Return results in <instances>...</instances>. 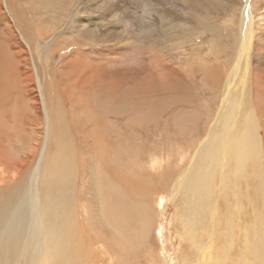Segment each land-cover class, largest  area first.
Wrapping results in <instances>:
<instances>
[{"label":"rangeland","instance_id":"1","mask_svg":"<svg viewBox=\"0 0 264 264\" xmlns=\"http://www.w3.org/2000/svg\"><path fill=\"white\" fill-rule=\"evenodd\" d=\"M62 1L72 12V14H68L66 17L63 16L66 9L65 5L62 6V9L64 7L63 12H60L62 9L56 7L51 8L49 5L44 4L42 0H0V77H4L5 72H7L8 74L5 76L4 81L8 82L9 93H13L12 97L17 93L19 98H21L16 81L19 79V82L21 81L25 85L27 75L20 73L13 74L10 71L9 73L8 70L11 67L15 69V65L16 68L18 67L17 71L20 72L26 66L29 68V71L31 69L35 81L38 78L39 82L35 87H27V84L25 86V97L21 98V100L25 102L26 98H28L27 100L29 102L32 101L30 105L28 103L29 109L34 103H39L40 108H42V101L45 100L44 111L47 113L48 103L57 102L58 94L55 96L56 98L51 95L55 93L52 86L58 87L63 92V100L67 104L71 103L75 96L79 98L81 95L85 97L86 101L89 100L86 102V105L89 104L92 106L93 102H95L94 110L96 111L94 113L96 114V119L93 123L87 122L86 115L78 117L77 114H64L63 123H70L61 129L62 136L60 139L69 143L68 138L70 136L67 135L69 134L70 125L75 122L80 126L77 127L80 133L91 138L94 144L93 149L96 147L105 153L109 150L111 152L120 150L122 147L127 154L133 156L134 163L138 161L142 163L140 164L139 175L145 180L142 190L154 192L155 194L148 198V205L150 207L147 206V209H149V214L147 212V220L149 222L147 230L144 232V238H141V244L137 247L139 256L131 258V253L121 248L119 252L122 258L125 261L131 262H128V264H213V261L214 263L219 261L222 253H224L225 247L222 248V246L223 243L226 246L225 241L223 239H216V245L212 251L213 257L205 255L203 258V255L206 254L203 249L206 234H201L202 232L198 227L204 226L205 224L206 228H210L209 221H206L202 217V211L190 206L192 194H189L187 187L184 185L180 187L175 182V178L179 174V170L189 162L190 158L196 157L195 151L198 148V143L206 134L212 122H215L218 115L217 112L220 111L219 106L222 102L224 103L221 114L222 112L224 114L222 118L219 116L220 118L217 120L219 130L221 129L222 123L228 118L226 114L230 109L232 111L235 108V105L233 109L230 108L232 104L239 103L237 110L239 114L251 112L254 127H256L254 133L257 136L259 150L261 151L260 168L262 172L261 176L258 175L256 177L257 175L255 173V175L253 174L246 181L241 182L243 186L241 188H244L243 190L241 189L242 192L245 193V191H248V194L253 197L254 204L251 207L246 202L247 199L244 198L246 200L243 199L242 206L245 208L249 206V209L247 207L246 210L245 208H242V210L238 209V211L235 209H233L234 211L232 210L231 215L237 211L238 213L236 212L234 216L238 215L237 217L240 219L235 222L237 225L235 233L238 235V238H235L236 240L233 241V244L231 243V248L226 246L230 250V257L224 260V263L231 264L233 254L236 253L237 256L239 255L238 251L245 245V240L250 241L253 248L255 247V252L260 249L258 252L262 254L264 251V237L258 235L256 239L251 237L245 238L244 234H249L251 228H247V226L250 227V223L255 227L254 222H259L256 214L264 215V0H208L209 6L206 7V11L200 10L202 9L201 7L195 8L198 0L189 3L181 0ZM230 3L235 4V8L237 9L246 5L250 9L254 39L247 59L248 66L246 72L243 70V63L246 62V59L243 58L240 63V72L234 78L235 82L231 85V91L229 89L231 93H226L228 98L222 101L223 95H225L226 75L229 74L232 65L235 63L234 59L236 54V33L234 32V28L236 27L238 14H232L231 9H227V7H230ZM199 13L202 16L209 13L208 21L212 22L216 27L215 29H217V32L213 33L214 36H211L207 26L204 27V31H201L202 33L199 31L194 34L189 33L192 26L196 25V14ZM231 14L232 17H230ZM72 17L82 20L81 24L78 25L75 20L73 22L74 25H72ZM175 22L179 24L172 32L168 33L171 25ZM82 23L85 27L82 26ZM69 25H72L75 30H66L65 27ZM86 28H95L96 31L90 32ZM144 35H147V42L145 37H143ZM211 37L215 38L212 39ZM150 43H153L155 46H151ZM81 44H83V47H80ZM73 50L74 52H80L79 55H75V59L68 55ZM153 53L160 56L161 62L164 61L167 64H161L160 62L162 67L158 66L156 68L154 65L158 62L156 61L154 63ZM17 60L19 61L18 65ZM88 63L92 64V67H89L90 65H87ZM79 64L86 65L87 70L100 66L97 69L102 68V70H105L106 81L111 83L117 79L125 91H127L124 102L127 106H130L122 107L120 109L122 111L119 110V112L115 113L114 119L116 120L113 119L110 125L106 124L108 115L100 113L102 108L98 106L101 99H104L100 95L102 89L93 86L92 81L85 77L84 84L87 88H83V92L79 94V90L81 89H77V87L81 74L79 76L76 75V69H81ZM53 69L57 71L54 72ZM214 74H216V78L219 77L213 79ZM156 75L159 76L158 79H156ZM182 75L183 78H181ZM168 76L169 78H167ZM177 76L181 80L177 79ZM212 79L214 80V82L212 81L213 83H211ZM175 80L179 82L178 85L174 84L177 83ZM162 82L165 83L163 84ZM2 83L3 81L1 85ZM69 84L75 85L76 87L74 88L75 91L70 89V94H67L66 90L70 88L68 86ZM45 85L46 87H44ZM99 85L103 87L106 84L99 83ZM175 85L178 87H175ZM181 87L185 90L182 91ZM164 88L167 91H164ZM150 89L154 90V93L151 95L148 91ZM161 91L165 94L163 92L161 93ZM136 92L142 96L145 93L146 96L149 95L148 97L151 96L152 99L154 95L153 100L151 99L150 102L149 99L145 101L149 104L155 101V93L156 97L159 95L157 97L158 99L161 97L159 101L162 100V102L158 101L156 103V113H153L154 116L149 117V121H136V115H139L135 113V105L137 101L136 106H139L145 100L143 98V101L141 100L140 103V99L132 95ZM36 96L37 99L34 101V97ZM7 100L9 101L10 98ZM13 102L14 99L6 106L10 108ZM148 103L145 104L149 105ZM77 104L82 105V102L77 100ZM21 106L20 102H18L16 105V109L19 108L17 111L20 110L18 113H27L28 110H21L24 109L20 108ZM91 106L89 107L91 108ZM81 107L83 108V106ZM54 109L56 110L55 106ZM30 111L29 113L31 114L29 115L28 113L29 117L26 119L27 123L24 128L22 126L23 123L20 126V123L17 124L18 126L15 125L17 126L16 129L11 128V125L6 127L9 130H5L6 128L0 125V145H2L0 146V152L5 153L3 156L0 155V158H4L9 163L13 161L17 162L24 155L32 154V144L36 147L33 153H37L30 162L31 165L29 163L27 166L26 169L28 170L15 177L16 179H13L12 182L8 181L4 183L0 178V198L14 195L16 200L19 197L16 186L19 183L26 182L31 173L37 171V174L38 172L41 174L46 165L45 157H53V154L47 150L49 148L48 139H50V133L54 132L52 130L54 127L52 124H49L50 120L47 121V115L43 111L39 124L30 123L37 118V113L33 112L32 109ZM242 116L246 119L247 114ZM243 121L241 119L237 123L238 127L236 128L234 126L232 128V132L235 131L234 134L236 132L239 133L238 130L251 126L250 122ZM63 123L59 122V125H64ZM92 124L98 125V132L94 131ZM149 128L150 130L148 131ZM109 129H118L122 133L120 137L123 140V144L120 148L117 147L119 137L113 136L112 132L109 133ZM39 132L42 133L40 134ZM135 132L138 133L137 136ZM139 132L145 134V136L142 134L139 136ZM46 134L49 135L48 138ZM22 138H24V142ZM43 140L45 145L41 154ZM81 142L82 140L76 144L78 148L76 155H97L95 152L90 153L91 150H88L90 147H85ZM153 149L160 151L158 155H160L159 157H163V160L160 161L161 165H168L162 171V173L168 174L167 177H154L160 169H157V167L151 169L149 166L150 159L148 158V154ZM8 154L9 157L7 156ZM119 154L116 153L115 156L118 157ZM40 157H42L41 160L39 159ZM55 161L57 164L62 162V157H55ZM93 161L91 160L90 162L93 163ZM113 162L115 160L110 159V162L105 164L106 169L116 164V162L115 164ZM204 162L206 161L201 160L203 166H205ZM78 165L77 175L73 171L71 179L70 177L64 179V176H49L48 179L52 182H61L58 188L52 193L56 194V198L60 200L62 194L70 203V208L66 210L70 212V216L76 200L79 202L80 208L76 211L79 214L78 223L83 231L85 229L91 235L88 241L91 243L92 232L97 231L102 233V230L108 234L107 230L96 225V220L104 221V217H100V215H103V211L100 210H103V202L107 195L105 193L107 192L104 190V177L99 175V167L94 169L95 172L93 170L91 175L88 170L89 162L81 160L78 161ZM91 166L95 168L94 165ZM116 166L124 169V172H131V170H127V168L131 167L127 162H124L123 165L116 164ZM134 170L139 173L138 168ZM151 170L158 172H154L150 176L152 173L150 172ZM4 171L2 172L0 170L1 176L4 173L3 175H6L5 178H12L10 173L7 172V169L4 168ZM143 171H146L144 174L152 179L143 176L141 174ZM72 180L74 195L70 191ZM184 180L186 179L181 180L179 178V183L182 184ZM214 180L217 185L219 182L218 174L215 175ZM231 189L229 193L227 192V197L228 195L230 197L227 198L228 200L233 198V190ZM176 190L181 191L176 193ZM216 190L213 191V196L220 193ZM40 195H42V191H40ZM154 196H158L160 202ZM219 196L220 199L218 198L217 200V207L222 201V194H219ZM131 198L136 200L138 195L132 193ZM152 198L154 199L152 200ZM187 206H190V208ZM237 207L239 208V206ZM74 210H76V207H74ZM243 210H245V213ZM252 211L255 216L252 215ZM241 212L244 218L240 214ZM224 214L225 216L228 214L226 210H224ZM232 218L234 219V217ZM184 219H188L191 224L195 237L193 243L196 247L186 243L183 230ZM74 220L75 222L77 221L76 217ZM258 227L257 224L255 229ZM222 229L223 221L220 224V230ZM228 232V227L222 231L224 239ZM198 238L201 239V242L196 241ZM241 239L243 240L241 241ZM92 244L94 248H98L97 240L92 242ZM247 249L250 248L247 246L245 251ZM113 252L112 257L114 256L115 258L116 254H113ZM256 256L258 257V255ZM254 258V255H252V259L245 257L243 264L252 260L258 264H263L262 260L258 261V259ZM119 263L121 262L119 261Z\"/></svg>","mask_w":264,"mask_h":264},{"label":"bare ground","instance_id":"2","mask_svg":"<svg viewBox=\"0 0 264 264\" xmlns=\"http://www.w3.org/2000/svg\"><path fill=\"white\" fill-rule=\"evenodd\" d=\"M42 1L44 4L49 5L51 8L56 7L58 9H62V6L64 5L66 6V4H64L62 0H42ZM181 1L185 3H189L194 0H181ZM207 6H209L208 0H198L197 3L195 4L196 9L198 7H201L202 9L200 10H204V11H206ZM229 6L230 7H227V9H231L232 14L233 13L238 14L236 27L234 28L235 30L234 32L236 33V39H235L236 54H235V59H234L235 63L234 64L232 63L233 64L232 68L229 74L226 75L227 77L225 80V89H224L225 95H223L222 101L227 100L228 98V95L226 93L231 91L230 89L231 85H233L232 83L235 82L234 78L240 72V69H239L240 63L243 58L246 59V62L243 63L244 64L243 70L244 72H246L247 66H248L247 59L249 57L248 55H249L251 45L254 39L253 29H252L253 25H252V20H251V11L249 8H247V5L246 6L242 5L243 7L238 8V9L235 8V4L233 3H230ZM63 10H64V7L60 12H63ZM68 14L70 15L72 14V12L66 6L63 16L66 17ZM232 14L230 17H232ZM208 16H209V13L207 15L205 14V16H202L200 13L196 14V25L192 26L191 30H189V33L194 34L195 32H198V31L202 33L201 31H204V27L207 26V29L210 31L211 36H214L213 33L217 32V29H215L216 27L213 25L212 22L208 21ZM72 18H73L72 25H74L73 22L75 20L78 25L81 24L82 20L75 19L74 17ZM178 24L179 23H176V22L173 23L170 29L168 30V33L172 32L177 27ZM72 25L65 27V29L69 31H74L75 29L73 28ZM82 26H84L83 23H82ZM86 29L89 30L90 32L96 31L95 28H86ZM143 37H145L146 42H147L148 41L147 35H144ZM150 45L155 46L153 43H150ZM80 47H83V44H81ZM79 54L80 52H77V51L74 52V50L68 53V55L72 56L73 59L76 58L75 55H79ZM153 60H154V63L156 61L158 62L154 65L156 68H158V66L162 67L161 64L165 63L164 61L161 62L160 56H158L157 54L156 55L154 54ZM18 63L19 61L17 60V65ZM79 65L81 69L79 68L78 70L76 69V75L79 76V74H81L79 78V82H78V87H77V89L78 88L81 89L79 90L80 91L79 94L83 92V88H87V86H85L84 84L85 77L89 79L90 81H92L93 86H96L97 88L102 89V91L100 92V95L103 96L105 100L101 99L98 106H101L102 108V110H100V113L108 115L106 119V124L110 125L112 120L115 118V113L119 112V110L122 109V107L127 106L126 103L124 102L125 94L127 93V91H125V89L122 87L121 83L117 79L112 81L111 83L109 81H106L105 70H102V68L97 69V67H100V66H97L91 70H87L86 65L85 66L82 64H79ZM87 65H90L89 67H92L91 66L92 64L88 63ZM17 68L15 65V69L14 67H11L9 68L8 72L10 71L13 74L20 73V74L27 75V81L25 85L21 83V81L19 82V79H17L16 81L17 83L15 82L18 85V90L20 92L21 98H23L25 97L24 89L26 88L25 87L26 84H27V87H35L36 84L38 85L39 80L37 78V81H35V77H33L31 69L29 71V68L27 66L25 67L24 70H22V68L19 67L22 70L21 72L17 71L18 70ZM99 69H101V71H99ZM56 71L57 70H54V72ZM51 72L53 71L51 70ZM92 73H94L93 76H92ZM7 74L8 73L5 72V76ZM5 76L0 77V87H1L0 88V125L5 128L11 125V128L16 129L18 126L17 124L20 123L19 124L20 126L23 123L22 126L24 128L27 123L26 119L29 117L28 113L31 112L30 109H32L33 112L37 113V118L34 119L30 123L39 124L41 122V118L43 115L42 111L44 114L46 113L44 111L45 100L42 99L43 100L41 104L42 108H40L39 103H34L33 105L30 106V109H29V105L32 101L29 102V100H27L28 98H26L25 102L22 101L21 98H19V95L17 93L15 94V96L12 97L13 93L11 94L8 91L9 89L8 82L4 81ZM158 77L159 76L156 75V79H158ZM167 78H169V76ZM181 78H183V75ZM181 78L178 77L177 79L181 80ZM214 78H216V74H214L213 79ZM213 79L211 80V83L214 82ZM2 81L3 83L1 85ZM99 83L106 84V85L102 87L99 85ZM163 84L162 86H164ZM174 84L178 85L179 82L174 83ZM176 85L175 87H178ZM68 86L70 88L66 90L67 94H70L69 92L70 89L75 91L74 89L76 87L75 85L69 84ZM44 87H46V85ZM52 88L54 89V92H55L51 94L52 97H55L57 94L58 96H60V97L57 96V99H56L57 102L55 101L53 103H48L49 104L48 112L46 113L47 115L46 119L48 118L47 121L50 120L49 124L50 125L52 124L54 127L52 129L54 132L50 133V139H48L49 148L47 147L48 148L47 151L49 153H52L53 157L52 158L45 157L46 165L41 174L40 172H38L37 174L36 173L37 171L35 173H31L26 182L19 183L16 186V188L18 189V194H19V197L16 200L14 198V195H8L7 197L3 196V198H0V264H128V262L130 261H125L122 258V256L120 255L119 249L122 248L130 252L131 258L139 256V251L137 250V247L140 246L141 244V238H144V232H146L148 222H149L147 220V217H148L147 212L149 211V209H147V206H149L148 198L151 195H154L155 193L142 190V186L145 183L144 182L145 180H143L141 176H139L140 175V164L142 163L140 161L134 163L133 156L131 154H127L126 151L122 149L121 145L123 144V140L120 137L122 134L120 130L109 129V133L112 132L113 136L119 137V141L117 142V147L118 148L121 147V149L116 150L114 152H111L109 150L108 152L103 153L101 149H98L96 147L93 149L94 147L93 141L91 140L90 137L85 136L80 133V131L77 129V127H80V126L75 122L72 123L69 128V134L67 135V136H70L68 138L69 143L64 142L62 139H60L62 136L61 129L65 128L70 123V122L66 124L63 123L64 114H68V113L77 114L78 117L82 115H86L87 122L89 121L90 123H93V121L96 119V114L94 113L96 111L94 110L95 102H93V104L91 103L92 106L88 104L89 106H91L90 108L88 105H86L87 104L86 102L89 100L86 101L85 97L81 95L79 98H76L75 96L74 100L71 103L67 104V102L63 100V92L56 86H52ZM173 89L175 88L173 87ZM181 89L182 91L185 90V89L183 90L182 87ZM148 91L150 95L154 93V90L150 89ZM164 91H167V89L164 88ZM162 92L163 91H161V93ZM164 94L162 95L164 96ZM132 95L134 97L139 98L140 103H141V100L143 101V98L145 99L144 102L141 103L139 106H136L138 101L135 105V108H134L135 113L139 115L137 116L135 114L137 117L136 121H139V120L141 122L147 121L150 116H154V114L156 113V109H157L156 103L161 98V97L159 99L157 98L159 97V95L156 97V93H155V101H152L150 104L145 101H148L149 99V102H150L152 99L151 96L148 97L149 95L146 96L145 93H143V96H142L141 94H138V92ZM171 95L173 94L171 93ZM8 98H10L9 101L7 100ZM180 98L182 97L180 96ZM12 99H14L13 105L10 108H8L6 105H8ZM34 99H35L34 101H36L37 96L34 97ZM153 99H154V95H153ZM77 100L81 101L82 105L77 104ZM18 102H20L22 106L24 104V106L23 107L21 106L20 108H24V109H21L23 111L28 110L27 113L26 112H23L22 114L21 112L20 114L18 113L20 111V110L17 111V109L19 108L16 109V105ZM159 102H162V100ZM145 103H148L149 105ZM223 103L224 102H222V104L219 106L220 111L217 112L218 115H217L215 122H212L206 134L203 136L201 141L198 143V148L195 151L196 157L190 158L189 162L186 163L179 170V174L175 178V182L178 183L180 187L184 185L185 187H187L189 194H192L191 199H190V206H193L199 209L200 211H202L201 213L202 217L206 219V221H209L210 228H206L205 224L204 226L198 227L200 231L202 232L201 234H204V235L206 234V237H204L205 245L203 247L204 253L206 254L203 253L204 254L203 258L205 257V255L206 256L210 255L213 257L212 251L215 248L216 239L217 240L223 239L226 243V246H229L231 248V243L233 244V241L236 240L235 238H238V235L235 233V228L237 227L235 222L239 221L240 219L237 217L238 215L234 216L235 213L238 211V209L242 210V208H245L244 206H242L243 205L242 202L244 198L247 199L246 202L251 207L254 204L252 200L253 199L252 195H249L248 191H245V193L242 192L244 188H241L243 187L241 182L246 181L249 177H252L253 174L255 175V173L257 175L256 177H258V175L260 176L262 175L261 168H260L261 151L259 150L257 136L254 133L256 127H254L253 117H252L251 112H245V113L243 112L242 114H239L237 112L239 103L232 104L230 108L233 109V106L235 105V108H234L235 110L233 109L234 111L233 110L230 111L231 110L230 109L228 113L226 112L227 113L226 115L228 116V118L225 122L222 123L221 129L219 130L218 129L219 123H217V120L220 118L219 116H221L222 118V115L224 114L223 112L221 114V111H223ZM54 106L56 110L54 109ZM81 106H83V108ZM30 114L31 113H29V115ZM238 114L239 116H237ZM244 114H247L246 119L244 118V116H242ZM241 119H243L244 121L250 122L251 126H249L248 128H244L243 126L244 129L238 130L239 133L236 132L234 134L235 131L232 132V128L234 126L237 128L238 127L237 123ZM59 122L63 123L64 125H59ZM92 127H94L95 132H98L97 124L95 125L92 124ZM150 128L148 129V131L150 130ZM7 129L8 128H6L5 130ZM136 133L137 132H135V135L137 136L138 133L137 134ZM141 134L145 136V134L139 132V136ZM147 134L149 133L147 132ZM48 137L49 135H47V138ZM22 140L24 142V138H22ZM80 140H82L81 143H83L85 147H88V146L90 147V149H88V150H91L90 153L95 152L97 153V155L96 154H94L96 156L76 155V152L78 150L76 144ZM44 145L45 143L43 140L42 145H41V154H42ZM35 149H36L35 145L32 144V150H31L32 154L24 155L23 157H21V160L17 162L13 161L9 163L5 161L4 158L2 157L0 158V170L3 172L4 168L7 169L8 170L7 172L10 173L12 177V178H5L6 175L4 176L3 175L4 173L2 174V176L0 175L1 176L0 178L2 179L4 183L8 181L12 182L13 179H16L15 177L19 176L22 172L24 173L26 170H28L26 169L27 166L37 154V153H33ZM158 152L160 153V151L153 149V151H150V154H148L149 155L148 158L150 159L149 166L151 167V169H155L154 167H157V169H160L159 172L151 170L150 172L152 173L150 176H152L154 172H158V174L154 175V177L155 176H157L158 178H160L161 176L167 177L168 174L166 173L164 174L162 173V171H164L165 167H167L168 165H165V164H164L165 166L161 165L160 161L163 160V157L162 156L159 157L160 155H158ZM116 153H120L118 157L115 156ZM44 154H45V151H44ZM0 155L3 156L5 155V153L0 152ZM7 156L9 157V154ZM55 157H62V162H59L57 164L55 161ZM41 158L42 157H40L39 159L41 160ZM90 159L92 161L94 159L93 161L94 164L90 162L91 161ZM110 159L115 160L116 164L118 165H123L124 162H127V164L131 165V167L127 168V170L129 169L131 170V172L129 173L127 171L124 172L123 171L124 169H120L118 166H116L115 162H113V164H115L114 166L116 168L111 165L108 169H106L105 164L107 162H110ZM81 160L82 161L85 160L89 162L88 170L90 171L91 175L93 173V170L99 167V175L104 177L103 179L105 181L104 190L105 192H107L105 193L107 195L105 196V200L103 202V210H100V211H103V215H100V217H104V221L101 222L98 219L96 220V225H98V227L100 228H103L104 230H107L108 234L102 230H101L102 233H99L97 231L92 232V242H94L95 240L98 241L97 249L93 247L92 242L91 243L88 242L89 239L91 238V235L88 233V231L85 229L83 231L82 228L79 226V223H78L79 214L76 213V211H78V208H80L79 202L76 200L74 204V207H76V210H74V207H73V211L70 216V212L66 211L67 209L70 208V203L63 197L62 194H61V200H60L56 198V194L52 193L58 188L61 182H52L48 179L49 176H58V177L64 176V179L66 177H70L71 179L73 176V171H75V174L77 175V170L79 168L78 161H81ZM154 160L156 161L155 166H154L155 164ZM201 160L206 161L204 162L205 166L202 165ZM91 165H94L95 168H93ZM135 168H138L139 173L134 170ZM144 173H146V171H143L141 174L143 176L150 178ZM216 174L219 175V182L217 185L214 182L215 181L214 178ZM179 178L181 180L182 179H186V180H184V182L180 184ZM72 183H73V180L71 181V184H70V191L74 195ZM92 189H93V186H92ZM230 189L233 190V194H232L233 198L231 200L230 199L228 200L227 198H230V197L229 195L227 197V192L229 193ZM215 190L220 193H218L216 196H213V191ZM40 191H42V195H40ZM180 191L181 190H176V193H179ZM132 193H135L138 195V198L136 200L131 198ZM219 194H222V201L220 205L217 207V200L218 198L220 199ZM155 198L159 199L158 196ZM153 199L154 198H152V200ZM159 202H160V199H159ZM190 206H187V207L190 208ZM237 206H239V208ZM247 207L249 209V206ZM247 207L245 208V210L247 209ZM233 209L237 211L234 212L232 216L231 213ZM224 210H226V212L228 213L226 216L224 214ZM245 210H243L244 213H245ZM251 213L252 215L255 216L253 211ZM240 214L243 215L242 212ZM256 215L258 218L257 220L259 222L258 223H256V221L254 222L255 227L251 225V223H250V227L247 226L246 224L247 228H251V229H250L249 234L248 233L244 234L245 238L251 237L253 239H256L258 238V235L264 237V215L259 214V213ZM231 216L234 217V219ZM75 217L77 220L76 222L74 220ZM242 217L244 218V215ZM222 221H223V229L220 230V224ZM257 224L259 227L255 229L257 227ZM226 227H228L229 232L227 233L224 239V235L222 231H224ZM183 230L185 233L186 243H189L190 246L193 245V247H196L193 243L195 240L194 232L192 231V227L188 219H184ZM107 237H109V239H107ZM242 240L243 239H241V241ZM196 241L201 242V239L198 238L196 239ZM244 244L245 245H243V247L240 248V250L238 251L239 253L238 256L236 253L233 254L231 264H243L245 262V257L252 259V255H254L255 258L258 259V261L262 260L264 264V251L262 252V254L261 252H258L260 251V249L255 252V247L253 248L249 240H245ZM226 246L223 243L222 248L225 247L224 253H222L219 261L217 263H214L213 261V264H226L227 263V262L224 263V260L230 257V250H228ZM247 246L250 249H247L245 251V248ZM112 251H114L113 254L114 253L116 254L115 258L114 256L112 257ZM256 255H258V257ZM119 261L121 263H119ZM246 264H258V263L252 260Z\"/></svg>","mask_w":264,"mask_h":264}]
</instances>
